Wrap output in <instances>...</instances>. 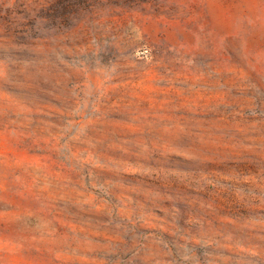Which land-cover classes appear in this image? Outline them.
I'll use <instances>...</instances> for the list:
<instances>
[{"label":"rangeland","instance_id":"1","mask_svg":"<svg viewBox=\"0 0 264 264\" xmlns=\"http://www.w3.org/2000/svg\"><path fill=\"white\" fill-rule=\"evenodd\" d=\"M0 264H264V0H0Z\"/></svg>","mask_w":264,"mask_h":264}]
</instances>
